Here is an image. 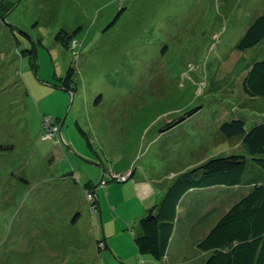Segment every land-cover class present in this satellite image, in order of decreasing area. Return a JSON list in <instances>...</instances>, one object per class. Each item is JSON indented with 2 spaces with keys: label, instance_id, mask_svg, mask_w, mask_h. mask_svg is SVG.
<instances>
[{
  "label": "rangeland",
  "instance_id": "obj_1",
  "mask_svg": "<svg viewBox=\"0 0 264 264\" xmlns=\"http://www.w3.org/2000/svg\"><path fill=\"white\" fill-rule=\"evenodd\" d=\"M0 9L13 26L0 18V264H201L199 238L156 261L133 236L172 178L210 158L245 155L244 180L264 183L241 141L219 131L233 118L264 120L263 98L242 90L264 38L236 47L264 0H0ZM61 28L74 32L72 49L55 40ZM32 41L36 68L21 55ZM69 66L73 92L52 84ZM43 115L59 141L41 139Z\"/></svg>",
  "mask_w": 264,
  "mask_h": 264
},
{
  "label": "trees",
  "instance_id": "obj_2",
  "mask_svg": "<svg viewBox=\"0 0 264 264\" xmlns=\"http://www.w3.org/2000/svg\"><path fill=\"white\" fill-rule=\"evenodd\" d=\"M120 13L121 10L108 27L116 23ZM263 38L264 13L258 15L247 27L236 47L244 51L257 45ZM55 40L65 48L75 45L74 32L69 33L63 28L56 33ZM36 43L32 41L31 47L22 50L21 54L28 58L33 68H36ZM74 73L72 66L67 68L62 77L54 73L53 78L57 82L52 83L53 86L70 92L75 91ZM242 90L250 97H261L264 100V58L249 64L242 79ZM192 112L193 110L176 120L167 122L163 127L164 130ZM45 116H49L57 128L53 137L43 139L42 136L46 131L43 122L41 139L59 141L60 132L57 122L50 115H43V118ZM219 131L224 138L237 137L245 147L252 163L264 171V120L247 127L243 119L233 118L222 122L219 125ZM87 143L89 144L88 140ZM246 169L245 155L230 154L210 158L176 175L158 203L148 206L144 214L138 218L139 231L133 236L137 251L140 254H149L156 261L169 257V251L174 243H176L177 252H183L184 248L180 246V242L171 239L176 222L179 226H183L189 221H194L195 229L203 226L205 221L208 222L207 215L201 214L203 206L194 208L188 205L180 206L183 197L194 189L217 187L226 190L241 188L245 183L248 187V189L246 187L248 190L246 193L236 191L230 194L226 190L229 204L224 205L225 207L223 205L214 207L217 214L213 212V207H210L207 214H211L210 218L216 215V220L201 236L197 233L198 230H193V234L185 243L188 244L189 239L193 241L196 236L199 238L198 240L196 238L197 249L209 252L201 264H264V183L252 177L244 180Z\"/></svg>",
  "mask_w": 264,
  "mask_h": 264
},
{
  "label": "crops",
  "instance_id": "obj_3",
  "mask_svg": "<svg viewBox=\"0 0 264 264\" xmlns=\"http://www.w3.org/2000/svg\"><path fill=\"white\" fill-rule=\"evenodd\" d=\"M11 1H7V4L10 5ZM6 4V5H7ZM12 6V5H11ZM14 6V4H13ZM2 10L0 9V18L2 19V22H4L6 25L13 27L12 25H9L5 20L7 19L5 16H2ZM22 25V24H19ZM5 29V28H4ZM173 179V178H172ZM220 188L217 187H212V188H204V189H194L191 190L185 197L180 202V206L182 205H188L191 208L197 207V206H203L202 207V215H207L208 222H204L203 226H200L198 229H195L196 227L194 226V221H189L183 226H179V224L176 222L174 232L172 235V241L176 240L180 242V246L183 248L186 246L185 241L191 237L193 234V230H198L197 233L204 234V232L209 228V226L216 220V215L213 216V218L208 217L209 214H207L208 209L213 207V212L217 214L216 210L214 207H220L223 205L225 207L226 205L229 204L228 202V194L226 193V190L224 192H220ZM217 191V192H216ZM223 191V190H222ZM151 192H148V194L145 196L144 200L145 202H149L151 200L150 194ZM225 205V206H224ZM180 213V212H179ZM205 213V214H204ZM140 216L143 215V213H139ZM197 236L193 239V242L196 241ZM167 258V257H166ZM165 258V259H166ZM179 257L176 258L178 260ZM169 262V261H168ZM181 262V261H178ZM172 264V263H169Z\"/></svg>",
  "mask_w": 264,
  "mask_h": 264
},
{
  "label": "built area",
  "instance_id": "obj_4",
  "mask_svg": "<svg viewBox=\"0 0 264 264\" xmlns=\"http://www.w3.org/2000/svg\"><path fill=\"white\" fill-rule=\"evenodd\" d=\"M74 44H72V47H73ZM43 122H44V127L46 129L45 131V134L42 136L43 139L45 138H51L53 137V135L55 134L56 132V125L53 124V121L52 119L49 117V116H45L43 118ZM127 177V175H125L124 179ZM87 197L91 198L92 197V194L90 192L87 193ZM94 207V206H93Z\"/></svg>",
  "mask_w": 264,
  "mask_h": 264
},
{
  "label": "clouds",
  "instance_id": "obj_5",
  "mask_svg": "<svg viewBox=\"0 0 264 264\" xmlns=\"http://www.w3.org/2000/svg\"><path fill=\"white\" fill-rule=\"evenodd\" d=\"M128 176V174H126Z\"/></svg>",
  "mask_w": 264,
  "mask_h": 264
},
{
  "label": "water",
  "instance_id": "obj_6",
  "mask_svg": "<svg viewBox=\"0 0 264 264\" xmlns=\"http://www.w3.org/2000/svg\"><path fill=\"white\" fill-rule=\"evenodd\" d=\"M59 131H60V128H59Z\"/></svg>",
  "mask_w": 264,
  "mask_h": 264
}]
</instances>
